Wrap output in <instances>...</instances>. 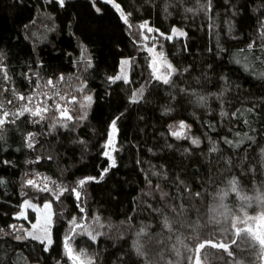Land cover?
<instances>
[{"label": "trees", "instance_id": "1", "mask_svg": "<svg viewBox=\"0 0 264 264\" xmlns=\"http://www.w3.org/2000/svg\"><path fill=\"white\" fill-rule=\"evenodd\" d=\"M114 2L0 0V108L60 77L93 98L67 127L30 114L0 126V264L67 263L69 221L83 212L106 224L97 240L74 239L94 264H264L259 241L233 227L245 214L264 216V0H211L210 10L209 0ZM114 5L133 29L184 30L165 41L177 70L169 84L151 80ZM125 58L137 60L128 82H112ZM116 117L109 168L103 152ZM180 122L186 139L171 135ZM41 176L68 191L57 200L27 184ZM88 177L96 180L77 200L72 189ZM28 197L52 203L49 246L24 235L35 221L31 211L17 218ZM209 241L229 251L199 252Z\"/></svg>", "mask_w": 264, "mask_h": 264}, {"label": "rangeland", "instance_id": "2", "mask_svg": "<svg viewBox=\"0 0 264 264\" xmlns=\"http://www.w3.org/2000/svg\"><path fill=\"white\" fill-rule=\"evenodd\" d=\"M91 1H93V0H91ZM96 1H98V0H96ZM102 1H104V0H102ZM111 2H113L115 4L114 0H111ZM120 13H121V11H120ZM127 24L129 26V31H130L131 35L134 37V39L136 40V42L139 46V49L142 52H145L149 58V68H150V74L152 77L151 80H155L153 78V75H152L154 68H156L158 70L157 74H160V75L166 74L167 69H166V65L164 63V61L166 60L167 63H170L173 66V68L175 69V71L169 77V80L171 81L172 78L174 77V75L177 73V70L166 55L165 41L167 39L166 38L167 36L172 35V32L170 34H164L163 33L164 35L162 36V35H160L162 32H160L159 30L157 31V29L152 27L148 22L140 23L135 29H133L129 25V22ZM142 24H145L147 27H145L143 29L140 28V25H142ZM148 28L153 29V31L148 32V30H147ZM176 29L184 32V30H182L180 28H176ZM144 36H147L148 39L145 40L143 38ZM185 36L173 35L172 39L185 38ZM172 39H169V40H172ZM149 49H152V51H149ZM160 53H162L163 56H160L159 55ZM124 60L129 61V64L124 65L121 62L120 70L116 76H127V79H129L130 75L133 71V67L137 63V60L135 58H125L122 61H124ZM0 70H2V66H0ZM46 82L47 81H45V82L39 81L37 88L31 94L25 96V99L22 100L20 98H17L15 101H13V103L8 105L9 106L8 108H6V107H4L3 109L0 108V119H5V122L3 124L7 123L8 121L13 119L14 117L21 116V115H18V113L23 106H27V107L35 110L36 106L43 107L46 104L48 106V108L50 109V111L47 113H44L45 119L46 118H52L54 120L55 124L60 123V122H58V119H57L59 117V113L55 109V105L57 103H59L61 105V107H63L65 104H67L69 109H70L69 115H71L73 117V119H74V117L78 116L80 112L81 113L83 112V114H85L87 112L88 108L91 106V104L87 107H81L80 106V103H85V104L87 103L86 101H84L83 98L85 96H91V95L83 94L82 86H79L77 83H75L74 80H69V81L65 80V84H60V83H63L64 80L59 79L57 82L53 81L54 83H56V88L61 92V94L65 95V97H66L65 100H60V98L58 96L53 95V89L50 86H46ZM160 82H162V81H160ZM141 89L143 90V92L141 95L138 96V98H141L142 95L144 94L145 86L144 85L141 86L136 91V93H138ZM44 93H47L48 96L52 97V99H48L44 95ZM27 97H32L33 98L32 101L29 102L27 100ZM73 97H75L76 102L68 104V101H71ZM92 101H93V98H92ZM4 112H7L9 114L7 118L4 117V115H3ZM13 113H17V115L13 116L12 115ZM24 114H30V113L25 112ZM34 118H38V120L41 121V119L39 117H34ZM45 119H43V120H45ZM67 121H71V120H66L65 123ZM187 129H188L187 127L185 129H183V133L185 136L187 135ZM173 131H180L179 124L175 129H173ZM33 139L34 138L32 136H31V138L29 137L31 144H33ZM106 150L111 154V156H113L112 147H108ZM29 180L34 181V185H30V186H32V188L36 191L48 192V191H40L39 190V189L47 186V188L49 189V192L51 194H53L57 200L63 195V194L60 195L59 193L64 188H62L61 185L56 186L57 183H54L53 181L49 180L48 177L41 176V177H37V178L36 177L31 178ZM82 188L79 187L77 184V186H76L77 191H79L81 193ZM57 196H59V198H57ZM80 198H81V196H80ZM25 200L30 201V203L32 205H35V208L24 207L23 206L24 202H23L22 207H21V211L19 212V214L21 212H23L24 216H20L18 219L20 220V219L25 218V217L28 218V213L31 211V212H34V214H35V221L31 223V227L29 229H26V231H24V233H25L24 235L27 237H30L28 235V232H32L34 235L40 236L42 239L47 236L51 239V242H52V227L54 224V217H53L54 212H53V206H52L51 201L38 202V198L35 199L33 197H28ZM46 202L51 203V209L50 210L43 207L44 203H46ZM19 214L17 215V217L19 216ZM49 215H51V221L47 222V217ZM97 217L99 218L98 221L96 219ZM261 217H264V216H262L260 214H258V215H247V214H245L243 216L237 217L235 219L236 231H237V228L245 229V230L248 228H251L252 231L248 232V233L251 234V236H253V237H254V234H264V220H262ZM75 218H76L77 224L80 225V227H77L76 225L72 224L73 218L69 221V227H68V231L66 233V238H67L66 243L68 245V248H72L74 256H80V252H78L75 249V246L73 244L74 239L80 235H86V236L90 237L89 235H87V232H92L93 234H96L95 240H97L99 238V236H101V234H103V230H104V227L106 224L102 221V219L99 216H97V215L89 216L86 212H83V214H81L80 216H76ZM33 224L36 225L35 228L32 227ZM18 226H20V228H22V224H18ZM45 229L47 231H45ZM243 232H245V231H241L240 233H243ZM219 243H221V242H214V241L210 242L209 241V242H206L204 244L206 246V245H213V244H219ZM45 245L46 246L50 245L47 243V239L45 240ZM227 246H228L227 250L229 251L230 245L227 244ZM202 249L203 248H198V251L200 252ZM262 249H263V253H264V245H262ZM65 251H66V256H67L68 250L66 249ZM67 258H68V256H67ZM81 259H83L85 261V264H87V261H89V260L92 262V264H94V261L92 259L86 257L85 255L81 256ZM199 263H201L200 260H199ZM61 264H74V263H73V260H70L68 258L67 263H61Z\"/></svg>", "mask_w": 264, "mask_h": 264}, {"label": "snow or ice", "instance_id": "3", "mask_svg": "<svg viewBox=\"0 0 264 264\" xmlns=\"http://www.w3.org/2000/svg\"><path fill=\"white\" fill-rule=\"evenodd\" d=\"M56 2L59 3L60 7H64V5H65V0H56ZM104 2L105 3H108V2H111V0H104ZM210 2H211V0H209V8H208V10H210ZM95 4H96V0H93V7H95ZM114 7H116L117 10L119 11V6L118 5H114ZM95 10L98 13L100 12V8H96ZM121 18L123 19V21L126 24L128 23V18L123 14V12H121ZM145 27H147L145 24L140 25V28H142V29L145 28ZM147 30H148V32H152L153 31V29H151V28H148ZM160 35L163 36L164 34L161 33ZM173 35H175V36H185L186 33H184L183 31H180V30H178L176 28H173L172 29V35H169L166 38L167 39H172V36ZM143 38L145 40L148 39L147 36H144ZM251 47H252V45H249V48H251ZM149 51H152V49H149ZM159 55L160 56H163L162 53H160ZM239 62L240 61L237 60V63H239ZM164 63L166 65V69H167L166 74H163V75L157 74L158 70L156 68H154L152 75H153V78L155 80L162 81L164 84L167 85V84L170 83L169 77L175 71V69L173 68V66L170 63H167L166 60L164 61ZM122 64L127 65V64H129V61L124 60V61H122ZM63 79H64V77H60V80H63ZM121 79H123L126 83L128 82L127 76H116V77H111L110 78V80L112 82H115V81L121 80ZM46 86H50L53 89V95L58 96L60 98V100H65V98H66L65 95L61 94V92L56 88V83H54L51 79H49L46 82ZM142 92H143V90L141 89L138 93H136V94L133 95V98H132L133 99V102H136L138 96L141 95ZM44 95L48 99H52V97L51 96H48L47 93H44ZM19 98L22 99V100L25 99V97H23V96H21ZM32 99H33L32 97H27V100L29 102H31ZM83 99L87 103L86 104L85 103H80V106L81 107H87L92 102V97L91 96H85ZM9 102L11 103V101H9ZM73 102H76L75 97H73L71 101H68V104L73 103ZM55 109L59 113V117L57 118L58 119V122H60L62 124V126L67 127V124L65 123V121L66 120H72L73 119V117L71 115H69L70 109H69L68 105L65 104L63 107H61V105L59 103H57L55 105ZM49 111H50V109L48 108V106L46 104L43 107L36 106L35 107V110H33L32 108H29L27 106H23L21 108V110L19 111L18 115H23L25 112H28L33 117H39L41 120H43V119H45L44 113H47ZM3 115H4L5 118H7L9 114L7 112H4ZM12 115L15 116V115H17V113H13ZM85 115H86V113H85ZM79 118L80 119H83L84 117H79ZM119 118L120 117H116L111 122V125H110L111 132L109 133L108 141L106 142V144L104 146L106 149L108 147H112L113 150H115L113 137H114V134L117 131V120ZM4 122H5V119H0V125H2ZM53 127H55V125H53ZM186 127L187 126L185 125L184 122H180L179 123V129H180V131H173L171 133V135H173L177 139H186L187 137L183 133V129H185ZM31 135L32 134H30V138H31ZM225 142L226 143H231V141H227V140ZM191 144L199 146L200 140L199 139H192L191 140ZM29 147H32V144L31 143H29ZM213 151H215V148H213ZM103 155L105 157H107L111 161V163L109 165V168L115 167V160L112 158L111 154L107 150L103 152ZM108 170H109L108 168H105L103 170L101 176L99 177L100 180H102L104 178V173H107ZM95 180H96L95 177H88V178H85V179H81V180L78 181V186L82 188L88 181H95ZM0 183H2V181H0ZM27 183L29 185H34V181L33 180H28ZM39 190L40 191H49V189L47 188V186H45L44 188H41ZM64 191H68V189L67 188L62 189L59 194L62 195ZM233 191H235V187H233ZM72 192L75 194L76 199L79 200L80 199V196H81V193L79 191H77L76 188H73L72 189ZM197 195H199V193H197ZM57 198H59V196H57ZM23 206L24 207L35 208V205H32L30 203V201H28V200H25L24 201V205ZM43 207L50 210L51 209V203L50 202H46V203H44ZM79 210H80V212H83L84 211V209L82 207L79 208ZM20 216H24V213L21 212L17 218H19ZM25 218H27V217H25ZM96 219H97V221L99 220L98 217ZM261 219L264 220V217H261ZM50 221H51V215H49L47 217V222H50ZM72 224L76 225L77 227H80V225L77 224L75 217H73V219H72ZM165 226L166 227L168 226L167 225V221H165ZM11 227L15 228V225H12ZM32 227L35 228L36 225L33 224ZM233 227L234 228L236 227V222L233 224ZM0 231H3V229H0ZM45 231H47V230L45 229ZM241 231H245L247 233V232H251L252 230H251V228H248L246 230L245 229H239V228H237L236 234L239 235V233ZM28 235L32 239H34V240H39L41 244H44L46 239H47V243L48 244H51V239L49 237H47V236L42 239L40 236L34 235L32 232H28ZM87 235H89L92 240H95L96 239V234H93L92 232H87ZM254 238H255V240L259 241V244L260 245H264V234H254ZM15 239L20 240L21 237L20 236H16ZM232 243L235 244L236 241L233 240ZM212 246L213 247H219V248L225 249V250H227V247H228L227 244H225V243L213 244ZM65 247L68 250V258L70 260H73L74 261V264H85V261L83 259H81V256H84L86 254H84L83 252H81L80 253V256H75L74 257L72 255V250L70 248H68L67 243L65 244ZM204 247H205V244L204 243H201L199 245V248H204ZM44 250L47 251L48 250L47 247H45ZM137 251L138 252L140 251L139 247H137ZM229 255H231L230 252H229ZM87 264H92V262L89 260V261H87Z\"/></svg>", "mask_w": 264, "mask_h": 264}, {"label": "water", "instance_id": "4", "mask_svg": "<svg viewBox=\"0 0 264 264\" xmlns=\"http://www.w3.org/2000/svg\"><path fill=\"white\" fill-rule=\"evenodd\" d=\"M74 256V255H73ZM75 257V256H74Z\"/></svg>", "mask_w": 264, "mask_h": 264}]
</instances>
